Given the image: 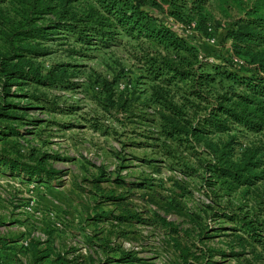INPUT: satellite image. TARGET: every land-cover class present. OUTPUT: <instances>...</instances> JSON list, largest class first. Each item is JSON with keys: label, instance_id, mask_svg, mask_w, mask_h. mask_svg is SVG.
Listing matches in <instances>:
<instances>
[{"label": "rangeland", "instance_id": "374dc122", "mask_svg": "<svg viewBox=\"0 0 264 264\" xmlns=\"http://www.w3.org/2000/svg\"><path fill=\"white\" fill-rule=\"evenodd\" d=\"M30 1L0 2V59L8 48L9 27L28 16L24 7ZM217 6L209 7L208 32L213 35L208 37L196 31L195 22L188 27L172 18L180 26L173 31L198 46L204 56L201 60L209 63L226 57V29L239 14L236 7L226 15ZM54 17L43 13L32 19L44 26ZM47 32L45 37L31 39L41 53L17 62L24 65L33 56L32 65L42 72L54 64H67L65 83L43 86L23 79L15 83L0 74V154L32 166L42 158L41 168L50 173L37 179L0 171V264H55L57 257L69 264H121L117 260L121 251L134 253L137 261L128 264H202L205 259L216 264H264L249 253L252 247L240 242L238 233L227 230L230 224L211 217L210 209L218 208L199 191L201 179L186 178L170 167L157 142L147 137L155 136V125L102 108L103 78H116L119 90L128 78L134 81L140 75L139 44L121 34L109 48L96 49L74 43L63 31ZM147 86L149 82L141 85ZM229 134L242 145L252 138L235 131ZM177 155L193 162L181 151ZM197 173L203 177V172ZM175 180L191 191L184 203L194 217L161 210ZM240 197L235 194L231 202H244L245 209L252 211L250 198ZM108 212L131 213L140 222H99L97 216ZM152 212L171 224L170 231H179L177 236L168 235V227L143 224L153 220ZM120 231L131 234L122 238ZM33 243L37 249H49L46 260L33 261ZM185 249L187 263L180 254ZM222 252L227 256H221Z\"/></svg>", "mask_w": 264, "mask_h": 264}, {"label": "trees", "instance_id": "16d2710c", "mask_svg": "<svg viewBox=\"0 0 264 264\" xmlns=\"http://www.w3.org/2000/svg\"><path fill=\"white\" fill-rule=\"evenodd\" d=\"M214 4L221 13L227 15L236 7L239 14L226 29V57L209 63L199 59V47L173 31L166 18L188 27L193 21L196 31L208 37L213 35L208 32V16L209 7ZM26 7L28 16H22L16 25V21L12 22L14 25L11 24L5 36L8 48L0 59V74L15 83L18 79L43 86L65 83L67 64H54L42 72L32 65L33 56L24 65L19 66L17 62L31 53H41L31 39L45 37L48 29L63 31L65 38L74 43L96 49L109 48L121 34L135 40L141 47L137 57L141 73L134 81L128 78L119 90L115 88L116 78H103L100 81L102 108L155 125V136L147 137L157 142L170 167H176L186 178L201 179L199 191L218 208L210 209L211 217L230 224L227 230L238 233L239 241L252 247L249 253L263 261L264 0H32ZM43 13L55 17L40 26L32 17L41 18ZM234 57L242 63L234 62ZM223 81L228 84L224 85ZM146 82L150 86L142 88ZM231 131L242 136L252 135V138L242 145L237 136L229 134ZM223 133H228L225 139L212 138ZM179 151L193 162L178 157ZM38 161L32 166L0 154V171L25 173L37 179L50 176L41 168L42 158ZM198 171L203 172V177ZM235 194L242 200L250 198L254 205L252 211L245 209L244 202L234 205L231 198ZM188 197L191 191L184 183L172 181V189L161 210L194 217L184 203ZM222 199L226 200L225 205ZM152 213L153 220L147 219L143 224L168 227L166 233L177 236L179 231H170L171 224L165 218ZM97 218L99 222L121 225L140 222L137 216L127 212L116 216L108 212ZM129 234V231H120L118 236L126 238ZM36 245L31 246L33 261L46 260L49 249H37ZM180 254L187 263L188 251L182 250ZM221 256L226 257L227 253L222 252ZM117 260L121 264L137 261L131 251H121ZM53 262L70 263L60 257ZM202 264L216 263L205 259Z\"/></svg>", "mask_w": 264, "mask_h": 264}, {"label": "built area", "instance_id": "2783aa9c", "mask_svg": "<svg viewBox=\"0 0 264 264\" xmlns=\"http://www.w3.org/2000/svg\"><path fill=\"white\" fill-rule=\"evenodd\" d=\"M168 21H169L168 23H169V25L171 26L172 30H178V29H179L178 27H180V26H179L177 23H175V22L173 21L172 18H169ZM175 28H176V29H175ZM208 41H209V42H213L214 39H213V38H209ZM203 57H204V56H203L202 54L199 55V58H200V59H203ZM204 59H205V58H204ZM233 61H234V62H238V63H240V64L242 63V62H241L238 58H236V57L233 58Z\"/></svg>", "mask_w": 264, "mask_h": 264}]
</instances>
